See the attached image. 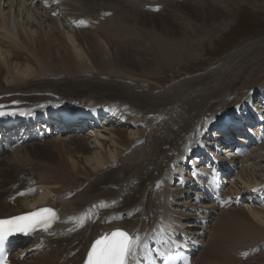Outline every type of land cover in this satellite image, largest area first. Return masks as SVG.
Wrapping results in <instances>:
<instances>
[{
    "label": "bare ground",
    "instance_id": "1",
    "mask_svg": "<svg viewBox=\"0 0 264 264\" xmlns=\"http://www.w3.org/2000/svg\"><path fill=\"white\" fill-rule=\"evenodd\" d=\"M31 1L0 0V110L16 113L15 108L11 107L14 100L19 98L15 97L17 94L24 99L20 102H30L28 98H34V101L46 100L43 96L49 92L59 93L67 98L74 97L79 101L91 98L85 102H113L102 109H88L86 112L93 116L91 122L81 126L78 123L72 124L80 131L83 130V133L89 132L94 137V149L88 146L86 136L69 135L65 126L56 128L54 132L58 141L55 151L43 148L38 143L29 148L24 144L19 147V144L24 143L23 140L28 142L38 138V132H42L44 140L46 139L50 124L55 119L51 120L44 114L43 118H48L44 124H27L21 130L23 136L17 135L16 140L19 141L15 145L20 152L17 151L7 161L5 157L0 158V217L23 213L34 206L49 205L57 208L63 219H59L50 230L33 231L31 239L34 240L24 238L18 241L14 245L9 263L83 264L91 242L116 228H122L134 236L141 235L136 256L132 258L133 264H144L149 260L159 264L156 254L168 251V248L188 245L190 252L195 251V245L181 242V239H190L191 243L195 238L175 225L189 216H180L178 220L175 214L169 213L172 212L168 208L171 201L167 200L164 186L173 179L174 162L185 158L191 152L196 156H192L191 162L194 163L198 148L202 149L204 146V141H198L204 136V131L218 118L221 120L229 117L225 112L245 98L237 85L241 84V79L252 69L264 72L256 66V62L264 60V55L251 65H248L249 60L239 59V67L230 65L221 77L220 74L214 77L210 84H205L207 78H201L197 82V76L191 80L180 81L166 90L164 83L168 74L162 77L157 74L165 72L160 71L163 66L180 69L176 52L187 48L189 42L186 40L189 38L185 39V36L190 34L189 30L195 35V27L190 25L194 23L192 20L189 19L188 22L183 18L179 22L175 21L180 18H177L178 10L181 9L187 17L190 13L188 10L182 11V4L179 2L182 0H122L126 5L121 0H47V3L37 0L34 9H30L32 12L29 13L27 3L31 4ZM260 4L264 5V1H260ZM210 5L198 13V9H195V13L191 10L192 17L199 19L210 10L219 9L218 6ZM147 7L150 10L144 9ZM192 8H198L197 3ZM161 10L164 16L160 21L150 19L156 16L155 13L161 14ZM105 11L111 14L99 18ZM59 14L65 21H61ZM144 16L149 19L142 24ZM203 18L201 21H204ZM62 22H67V26L71 25L73 30L68 27L70 32H65L63 29L67 27L64 23L65 26H61ZM88 22L95 34L80 27ZM148 22L154 30L160 28L164 32L159 35L161 38L144 33ZM177 30L183 31L184 38H176ZM122 35L124 43L120 41ZM52 37L60 47L59 61L52 53ZM66 40L71 42L72 53L63 49ZM75 42L77 45H74ZM107 43L115 50L107 61H101V48ZM81 55L84 60H80ZM134 56L141 59L138 66ZM148 57L152 61L147 60ZM180 61L182 62L181 59ZM53 75L72 80L59 82L47 79ZM83 75L85 76L82 77ZM171 77L175 78L177 75L173 73ZM41 80L43 83L39 86L42 87L36 86ZM253 85L246 83L243 86L250 91ZM33 93L43 95L34 96ZM60 98L63 97L59 96ZM246 101L250 102V97ZM119 102L126 108H120L118 112L116 107L120 106ZM45 107L47 108L43 112H52L51 115L57 114L60 119H64L66 113L58 109H69L71 106L66 102L56 107L45 104ZM242 107L238 110L239 114H233L232 119L245 112L248 115L246 121L249 122L244 123L243 127L247 130L255 121V114L246 104ZM11 117L14 116L4 115L0 122L7 123V118ZM136 117L140 120L132 124L131 119ZM13 130L18 129L7 128L0 133H5V139L12 142ZM98 130L104 133L100 134ZM218 130H222L221 127ZM242 133L239 132L242 136L239 139L243 143H247V140L250 143L259 140L257 136L243 137L247 133ZM225 136L227 135L223 131L219 134L214 132L206 142L211 146L218 145ZM65 141L71 145L67 147ZM232 145L233 143L229 144ZM4 148V142L0 141V152ZM63 149H67L69 153L68 163L64 160ZM254 149L244 158H240L239 162L230 159L226 163L229 165L228 169L220 166V171L237 170L233 181H230L228 196L232 194L235 198L244 195L246 200L256 199L255 205H246L241 212L221 211L222 216L218 217L211 228L212 234L205 251L194 259V264H212V260L219 257L224 258L223 264H241L243 256L264 244V174L259 176L253 172L254 169L264 170V165L256 162L258 160L264 163V156L257 153L258 150L264 151V142ZM34 159L47 166L37 162L38 166ZM214 160L217 165L216 157ZM234 161L236 164L250 162L253 168L248 165L249 168L241 166L236 169ZM210 171L206 169L204 172L214 173ZM157 179L162 181V186L157 182V187ZM24 183L25 189L36 186L35 193L28 191L26 197H14V202L9 203L7 199L14 196L19 188H23ZM198 183L210 190L201 179ZM16 184L20 186L15 188ZM219 188L211 189V195H216ZM68 189H74L75 193L71 198L67 197L69 194L66 196ZM197 190L201 192L199 187ZM135 192L139 194L138 197L133 196ZM250 193L251 197L246 196ZM100 198H109V202L100 203ZM225 198L226 196H222V199ZM140 204L147 206L145 212L148 213L145 218L138 217ZM123 211H127L126 214L119 216ZM66 213H70L67 218L63 217ZM74 213L81 214L76 219H71ZM163 217L169 221L165 222ZM194 217L197 218L196 215ZM182 225L184 228L191 226L189 222ZM147 234L150 236L146 237ZM75 236L78 238L69 246V240ZM150 239L155 244V248L151 250L147 248ZM214 241L219 242L214 244ZM198 246L199 244L197 248ZM207 253H211L212 258H208ZM31 255L32 259L27 258ZM26 258L29 261L27 263L24 262Z\"/></svg>",
    "mask_w": 264,
    "mask_h": 264
},
{
    "label": "rangeland",
    "instance_id": "2",
    "mask_svg": "<svg viewBox=\"0 0 264 264\" xmlns=\"http://www.w3.org/2000/svg\"><path fill=\"white\" fill-rule=\"evenodd\" d=\"M260 1H262V0H186V1L182 0V1H179L182 4L180 6L182 8V11L185 12L186 10H188V11H190V13H188V17H187L186 15H184L181 12V9L178 10L177 11V14H178L177 18L178 17H180V18L176 19L175 21L179 22V21L183 20V18L185 19V21L187 20L188 22H189V19L192 20V23L193 22L194 23L190 24V25H191V27H192V25H193V27H195L194 28L195 29V35L193 36L189 30L190 34L185 36V39L189 38L188 40H186L187 42H189L187 45V48H184L180 52L179 51L176 52L177 56H179L178 61L180 63L178 65V67H180V69H174L172 67H166L165 68V66H163L160 69V71L164 70L165 72H163V73L160 72L159 74H157V75H160L161 77L164 76V74H168L169 80L167 79L166 83H164L165 84L164 89L168 90L170 87H172L173 85L177 84L180 81L191 80L197 76H199L197 82L201 78H204V79L207 78L205 84H210L211 80L214 79V77L218 76L219 74H220L219 77H221V75L225 72V70H227L232 65L235 66V68L239 67L238 66V64H239L238 61H240L239 59L244 58L245 61L249 60L248 65H251V63H254V62H256V60L261 58L264 55V5H261ZM120 2L125 4V5L127 4L122 0ZM195 3H197L198 8H192V5H194ZM205 3H208V5H205ZM209 5H210V7H212V6L217 7L218 6L217 8H219V9H217V11L210 10L209 11L210 14H209V12L207 13L208 16H207V14H203V16H201V17L202 18L204 17L203 18L204 21H201L202 18L197 19L198 17L197 18L192 17L193 12L191 10H193L195 13V9H198L196 12V13H198L201 9H204V7L209 6ZM27 9H28V11L30 10V8H28V7H27ZM144 9L150 10L148 7L144 8ZM164 11H166V9ZM160 12H161V14L155 13L156 16L151 17L150 19H152L155 22L160 21L162 19L161 17L164 16V14H162L163 11L161 10ZM158 14H160V15H158ZM148 19H149V17L144 16L141 20V23L144 24V21L145 20L148 21ZM64 24L66 25V23H64ZM64 24L61 26L64 27L65 26ZM65 27H67V29L66 28L63 29L61 27V29H63L65 32L67 30L69 31V28L71 30H73L70 27V25L69 26L66 25ZM81 28L83 30L86 29L87 32H91V33L95 34L94 32H92L93 30L90 29V27H85V29H84V27H81ZM144 28L146 30L144 33H146L150 36H153V37L161 38L159 35L164 34V32H162L160 28H157L156 30H154V28L152 27V25H150L149 22H148V24L145 25ZM69 32H68V34H69ZM176 33H177L176 35H178L176 38H178V37L184 38V34H183L182 30H177ZM181 34H182V36H181ZM67 36H70V35H67ZM68 38L69 37H66L67 40H70L72 38V36L70 37V39H68ZM200 39H201V41H200ZM67 40H66V42L63 43V49L66 52L72 53L71 42H68ZM123 40H124V35L121 36L120 41L122 43H124ZM196 41H197V44H196ZM76 43L77 42H75L74 45H77ZM51 47H52L53 56L55 57V59L57 61H59L61 58L60 51H59L60 47H59V45H57V41L55 40L54 37H52V39H51ZM123 48H124V46H123ZM185 49H189V50H185ZM114 50H115L114 47L110 43H107V45L102 46L101 52H100L101 53L100 54L101 55V61L102 60L107 61L110 58L111 52H113ZM250 56L252 59H250ZM83 58H84V56L81 55L80 60H84ZM133 58L137 62L136 65L138 66L139 61H141V59H138L137 56H134ZM180 59L182 60V62L180 61ZM147 60L152 61V59L150 57H148ZM263 64H264V60L256 62V66L259 69L264 71ZM224 65H226V66H224ZM136 69H138V68H136ZM173 73L175 75H177V77H175V78L171 77V74H173ZM84 76L85 75H83L82 77H84ZM47 79L58 80L59 82H63V81L70 82L67 80H72L71 78H68V77H65V79H62L61 77H58L57 75L47 77ZM114 79L117 80V78H114ZM240 82H241V84H238L237 87L239 89H241V91L243 92V95L246 94L247 96L245 95L246 98L243 99L244 102H242L238 106H240L239 107L240 109L243 108L242 106L244 104H246L248 107H253V109L251 108L253 110V113L255 112L254 113L255 115H257V114L260 115L261 118L258 117V115H257L259 121L257 122V119H255V121H253L252 124H254L256 126V128H257V126H260V128H258V129H261L262 130L261 132L263 133V138H262L261 132H260V134L257 133V132H259V131H257L258 129L253 130L256 128L254 125L252 126L253 133L258 134V135L257 134H255V135L259 138V140H258V142H254V141L251 142L252 144L250 142H248V140H247V143H249L250 147H248L247 152L245 153V156H246L251 152V150L252 151L255 150L254 149L255 146L259 147L260 146L259 144L264 142V96L261 94V93H264V72H262L258 69H252V70H250L248 75H244V77L241 79ZM42 83H43V81L41 80L36 86H39ZM246 83L247 84H249V83L254 84L253 87L250 89L251 92L248 91L249 89L244 88L243 85H245ZM39 87H42V86H39ZM98 92H100L99 89H98ZM56 95L63 97V98H60L59 100H62V99L66 100L64 103H66V102L70 103V100L77 101L79 103H83L85 101L91 100V98H90L87 100L83 99V100L79 101L77 98H74V97L67 98L66 96L60 95L59 93H56ZM249 97H250V102H247L246 100ZM28 99L30 101L35 100L34 98H28ZM15 100L22 101L24 99L19 97V98H16ZM64 103H61V104H64ZM236 113L239 114V111ZM225 114H226V112H225ZM210 120H212V119H210ZM248 122H249V120L244 122V123L246 124ZM257 123H258V125H257ZM217 125H218V123L216 124V126ZM208 128L204 131V136H202L201 138L198 139L199 143L204 141L203 142L204 147L209 145L206 142V140H208L210 138V134L213 131L212 128H209V129ZM41 130L43 131V129H41ZM247 130L249 131L248 127H247ZM247 130H245V129H242L240 131L236 130V132L238 131L237 135L231 134V133L229 134V132H230L229 130H228L229 131L228 133L225 132V134L229 137L228 138L229 141L226 143L220 142V143H218V145L215 144L212 146L213 156L216 157L217 162L222 161V164H226L230 161V159L238 161L236 159H233L234 157H232V156H235V155L237 156V154H235L234 149L232 150L230 148L229 144L233 143V142H231L232 139L240 140L239 138H241L242 136L239 135V132H241V134H243L242 131L248 133ZM232 131L235 132V130H232ZM74 132H75V130L72 129V130L68 131V134L78 136L77 134H73ZM98 133L102 134L104 132L100 131ZM246 133H244V134H246ZM253 133L250 134L249 136L254 137ZM211 135H213V134H211ZM55 136L56 135H54V133H52L49 137L48 136L45 137L46 138L45 140L43 137V139L39 140V142L32 141V139H31L28 142L23 140L24 143H22L23 141L21 140L22 144H19V147L24 144L25 147L29 148V147H32L35 143H38L43 148H49V149L55 151V147L58 144V141H56ZM81 136H86L85 138L88 141V146H90V148H93V149L95 148L96 144H95V141L93 140L94 137H92L89 132L82 133ZM244 136H247V135H243V137ZM211 138H214V136H212ZM223 138H222V140H223ZM260 139H262V142L259 143V141H261ZM209 141H211V140H209ZM65 143H66L67 147L69 145H71L70 142L65 141ZM106 144H108V143H106ZM235 145H237V143ZM63 150L65 153L64 160L66 163H68L67 154H69V153H67V149H63ZM17 151H18V147L16 146V148L13 151H11V153H16ZM11 153L4 155L3 158L5 157L6 161L11 159L12 155H14V154L11 155ZM236 153H237V151H236ZM257 153L264 156V151L258 150ZM192 156H193V153L190 152L185 156V158L180 159L183 161L187 160L185 164H183V163L179 164L180 160L174 162V166H173L172 171L174 172L173 173L174 174L173 179H175V180L172 179V181L169 182L166 186H164V188L166 190L167 200L171 201V204L168 205V208L171 209L172 212H169V213L173 214V215L175 214L176 219L179 220L180 216L186 217V216H188L187 214L195 213L193 215H196V212H199V211L200 212L204 211V213L208 212V214H210V216H214L210 222V225L207 228V231L204 233L202 240L200 239L202 236H200V233H199L200 230H202V228H203L202 224L199 225L201 227H195L193 223L192 224L190 223L191 226L189 228H184L182 223H184V222L188 223L189 222L188 221L189 218H187V217L183 218L182 220H179V222L175 223V225L177 227H179L181 229H185L186 231H188L189 232L188 235L195 238V241L198 240V242L200 244H202L201 250L194 256V259H195V258H198L200 256V254L205 251L206 245H207L209 238L212 234L211 228L214 225V223L216 222V220L218 219V217L222 216L221 211L222 212L227 211V212H231V213L241 212L242 209H244V206L255 205L254 203H255L256 199H255V201H252L250 199L246 200L245 198H243L244 195L235 197L236 199L232 196V194H230L228 196L227 190L229 189V186H230L229 184H230V181L232 180L233 177H231V179L228 181L227 177L232 175L231 171L221 172L220 167H219V170L217 172H221L222 174L224 173V175H223L224 176L223 179L225 180L224 187L226 184H227V187L225 188L226 190L224 191V193H226V195H222L224 197L226 196V198L225 199L220 198L219 205H216V207H215L213 202L211 204L209 201H203V203L204 204L209 203L210 205L196 204V201H194L193 197H189L190 199L186 198L185 193L187 190H189L187 187L191 185V182L189 183V181L195 180V178H197V176H196L197 171H195V169L198 170L201 167V165L193 167V165L191 164L192 163L191 161H192V158L196 157V156H193V157ZM198 156L199 157L202 156V158H200V159H203V157H205L204 153L202 155V153L200 151L197 152V157ZM59 157H60V155H59ZM205 160H206V157H205L204 161ZM34 161L36 163L37 162L40 163L43 166H47V165L41 163L39 160L34 159ZM206 161L208 162V160H206ZM256 162H257V164H261L262 166L264 165L263 161L256 160ZM251 164H250V162H248V163L244 162V167H246V166L248 167V165H249V167L251 166V168H253L252 167L253 164L252 165ZM171 165H172V163H171ZM38 166H39V164H38ZM206 166H207V163H206ZM210 167H212V166H210ZM223 169H225V168H223ZM205 170L206 169H204V167H202L201 169L198 170L199 172H201V176L199 179H201L203 182H205L203 184L207 185V182L203 179V176L205 175V172H204ZM210 170H211L210 172H213V169L210 168ZM253 172L258 174L259 176L262 173L264 174V170H260V169H258V170L254 169ZM190 173L193 176L192 180H189V179H191ZM199 179L196 180L195 183H192V189L193 190L195 189L198 194H199V190H197L198 186L196 184L199 182ZM179 180H180V182H179ZM157 182H159V184L161 186L163 185L161 180L157 179L155 184H158ZM181 184L186 185V188L184 186H182ZM193 184L197 187H194ZM207 186L210 188L209 185H207ZM215 186L216 187H223V184L221 183L220 180H217ZM78 191H80V189ZM167 192H169V194H167ZM204 192L205 193H203V194L206 197H209L208 196L209 192L208 191H204ZM133 196L138 197L139 194L137 192H135V195H133ZM246 196L251 197V193L246 194ZM238 198L244 199L245 201H243V203L246 202V204L245 205L242 204L243 206H239V207H235L234 205L230 206V204L239 200ZM259 202H262V201H259ZM139 207L141 209H140V211H138L139 212L138 217L139 218H145V214L148 213V212L147 213L145 212L147 210V206L143 207L140 204ZM194 209L198 210V211H194ZM126 212L127 211L121 212L119 214V216L126 214ZM203 217H205V216L199 215V218L193 217V219L202 220L201 218H203ZM206 218L207 217H205L204 219H206ZM164 221L167 222L169 220H166L164 218ZM77 238L78 237L75 236L72 239H70L68 242L69 246ZM218 242L219 241H214V244H217ZM153 247H155L154 242L151 241L150 243H148L147 248L149 250H151V248H153ZM198 248H199V246H198ZM248 254H250V255H248ZM248 254H247V256H243V260H242L241 264H264V244L260 245L258 248H256L255 250H253L252 252H250ZM207 257L212 258L211 253H207ZM27 258L32 259V255L30 257H27ZM27 258L24 260V262H26V263L29 262V261H27ZM223 263H224V258H222V257H219L215 260H212V264H223Z\"/></svg>",
    "mask_w": 264,
    "mask_h": 264
},
{
    "label": "snow or ice",
    "instance_id": "3",
    "mask_svg": "<svg viewBox=\"0 0 264 264\" xmlns=\"http://www.w3.org/2000/svg\"><path fill=\"white\" fill-rule=\"evenodd\" d=\"M15 114V112L0 110V116ZM20 194L23 195V193ZM57 219L56 211L48 207L28 215L16 216L6 220L0 219V244H3L8 237L16 233L28 234L37 228L47 230ZM140 243L139 235L134 236L123 229L113 230L109 235L97 239L92 244L86 264H133L132 258L136 256ZM158 255L163 256V253H158Z\"/></svg>",
    "mask_w": 264,
    "mask_h": 264
}]
</instances>
